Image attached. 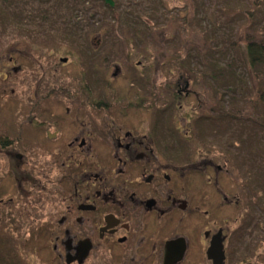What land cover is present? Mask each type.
Listing matches in <instances>:
<instances>
[{
    "label": "flooded vegetation",
    "instance_id": "flooded-vegetation-1",
    "mask_svg": "<svg viewBox=\"0 0 264 264\" xmlns=\"http://www.w3.org/2000/svg\"><path fill=\"white\" fill-rule=\"evenodd\" d=\"M34 1L36 19L47 23L61 16L62 9L43 10L42 1ZM54 37L53 42L63 43V35ZM26 38L28 50L18 52L19 41L14 56L30 57L33 40ZM77 53L79 68L90 72L82 77L76 71L77 78L86 82L73 91L63 83L49 82L48 68L40 67L29 81L33 96H16L17 90L11 96L0 93V101L8 105L0 113V162L8 167L5 186L19 189L17 195L0 196L3 231L18 229L12 225L17 199V205L31 213L28 221L37 233L48 234L49 208L57 210L58 218L51 219L52 251L66 264H99L106 253L111 256L101 261L115 264H211L207 251L212 242L221 246L224 264L236 263L238 197L229 200L222 194V211L214 207L209 211L218 195L205 191L206 176L201 183L196 172L191 174L195 166L183 152L185 146L177 144V129L161 124L158 109L144 103V82H137L121 66L106 70L105 56L96 49ZM96 69L110 78L101 88L95 84ZM120 78L131 90L124 96L113 86ZM92 84L95 94L107 91L111 96L91 97ZM189 86L182 80L175 85L174 111L180 113L188 99L199 102ZM190 112L186 117L178 113L174 123H188L201 115V104ZM183 134L186 139L188 131Z\"/></svg>",
    "mask_w": 264,
    "mask_h": 264
},
{
    "label": "rangeland",
    "instance_id": "rangeland-1",
    "mask_svg": "<svg viewBox=\"0 0 264 264\" xmlns=\"http://www.w3.org/2000/svg\"><path fill=\"white\" fill-rule=\"evenodd\" d=\"M41 1L43 10L53 3L49 0ZM65 1L72 8L62 10L63 15L59 21L50 22L49 19L44 23L41 19H33L32 23L33 15L29 13V8L24 7L27 13L18 8L21 14L11 17L8 11L9 0H0V93L11 96L10 92L17 90L16 96H33L29 81L33 80L34 72L41 70L40 67L44 70L48 68L49 82L63 83L73 91L79 84L86 82L77 78L76 71L81 72L82 77L88 71L83 66L79 68L81 59L77 51L85 53L96 49L101 52L105 56L102 65L106 70L107 67L113 70V66H121L130 77H137V82H144V103L158 109L161 124L177 129V144L185 146L183 152L187 158L192 159L195 166V171L191 174L196 172L201 183L205 176L209 179L205 191L208 190L210 195H218L215 200L220 209L223 204L222 194L229 200L238 197L240 221L237 232L240 244L239 260L234 264H264V108L261 102L257 108L256 100L258 96L261 100L264 98V68H255L260 76L253 74L251 77L247 73L249 69H245L242 82L233 81L236 85L234 92H231V86L226 88L230 83L224 85L220 82L214 85L208 80L211 71L213 74H218V70L226 73L225 62L221 58L223 54H231L237 60L240 59L244 37H257L259 33H263L259 20H262L261 14L264 16V5H258L255 0H156L166 9L161 15L163 19L158 17V13L155 21L145 15V26H154L156 31L136 43L135 40L132 42L133 35L118 32L116 23L110 20L113 15L106 16L107 26L102 27L100 15L94 10L100 5L97 7L90 0ZM74 2L83 7H73ZM28 7L31 5L28 4ZM61 7L59 8L63 9ZM248 13H253L252 17ZM13 34L15 43L12 42ZM56 35L64 36L63 43L52 41ZM27 36H31L33 40L28 46L31 47L28 52L30 57L14 56L16 53L13 48L19 41L18 52L28 50L25 47ZM77 38L83 40L77 42ZM231 45L234 47H230ZM60 60L66 62L61 63ZM240 75L239 73L236 80H240ZM86 79L87 82L91 81L90 78ZM106 80H110L107 73L97 71V87L101 88ZM181 80L190 82V91L198 96L199 102L188 99L182 103L183 109L179 113L171 108V103L176 97L175 85ZM116 81L113 86L120 96L131 91L122 78ZM89 87V94L93 98L106 99L111 96L107 91L101 95L95 94L93 84ZM197 103L202 106L201 115L189 119L188 123H174L178 113L189 116L190 108ZM6 107L8 105L0 101V113ZM235 110L243 113V116L236 117H252L250 134L245 136L243 132L241 134L227 130L232 121L230 112ZM223 116L228 125L223 122ZM216 117H220V122L224 123L221 129L208 123ZM184 131H188L186 139L182 138ZM232 139L235 144H232ZM239 152L241 158H238ZM0 164V196L17 195L18 186H5L9 177L8 167L4 161ZM246 164L248 166L244 167ZM219 168L224 173L219 174ZM253 191L255 195L252 196ZM17 204L19 202L15 199L12 205L15 220L12 225L18 228L17 231H3L4 223L0 227V264H66L64 257L59 260L52 251L54 229L51 219L53 216L54 220L58 218L55 217L58 215L57 210L49 208V231L48 234H42L37 233L35 225L29 223L31 213L25 208L22 210ZM213 206L210 202L208 210H213ZM24 213L27 215L24 216ZM106 256L111 255L102 254L99 264H115L101 261Z\"/></svg>",
    "mask_w": 264,
    "mask_h": 264
},
{
    "label": "trees",
    "instance_id": "trees-1",
    "mask_svg": "<svg viewBox=\"0 0 264 264\" xmlns=\"http://www.w3.org/2000/svg\"><path fill=\"white\" fill-rule=\"evenodd\" d=\"M90 1L97 7L100 5L98 8H94V10L97 12L98 15H100V23L103 25L102 26L103 28L107 26L105 22L106 16L113 15V17H110L111 18L110 20H113V22L116 23L118 32L119 33L126 32L130 35H133L131 36L133 38L132 42L133 40H135L136 43L141 42L142 41L141 38H143L144 40V37L150 36L152 35L153 31L154 32L156 31L154 26H152L151 28H149L148 26H145L144 16L145 15L149 16L150 20H153V21H155L154 18H157L158 15L160 19H163L162 18L163 16L161 15L162 13H164V9H165L164 7L162 8L159 5L158 1L156 0H149L150 2L148 0H115L114 9H109L107 7H104L101 3H98L97 0H90ZM254 2H256L258 5H264V0H255ZM81 7H83V5ZM100 10H103V11H100ZM20 11L18 13L19 15L21 14ZM23 11L27 13V11L24 8H23ZM88 11L90 10L88 9ZM50 12H51L50 17H52L53 12L52 11ZM25 13L23 15H25ZM29 13L33 15L32 19L37 18V16L35 15L34 9L29 10ZM252 14L253 13H248L247 15L249 17H252ZM261 16H262V20L261 19L259 20V25L262 27L261 30L263 31V33H259V36L257 37L253 35H251L250 37L248 36L244 37V43H243L244 45L242 48V54L239 57L240 59L237 60L236 57L232 56L231 54H223L221 58L224 59L226 73L224 70L222 71L223 73H220L221 71L218 70V74L217 72L213 74V72L211 71V74L209 73L208 75V80L214 83V85L220 82L223 83L224 85H227L230 83L229 87L227 86L226 88L228 89L231 86L230 90H232L231 92H234L236 85H234L233 81L242 82L243 80L242 76H244V74L246 73V71H244L245 69H249L247 73L249 74L250 77L253 74L254 76H256V74L260 76L259 73L255 72L257 71L255 68L257 67H260L261 69L264 68V16L262 14ZM53 20L55 19L50 18V22ZM102 22H104L105 25ZM232 46L234 47V45H231L230 47ZM236 70H238L237 73H236ZM239 73L241 74L240 80H236V77L239 78L238 77ZM257 101H258L257 108H259L258 105L260 104V102L262 103L263 105L262 107L264 108V98L262 97V100H261V97H257ZM240 111L235 110L234 112H230L232 115L231 116L232 121L227 127V130L228 131L230 130L232 132L233 131L240 132L241 134L243 132V134H245L246 136L247 133L250 134L252 132V129L250 127L251 118L246 117L245 119H242L240 117H236V116H243V113ZM220 120H221L220 117L213 118V120L210 121V125L216 128L218 126V128L220 129L221 127H223L222 125H224V123L228 125V122L226 121V119L224 120L223 118L224 123L220 122ZM232 142H233L232 144H235L234 139H232ZM239 154L240 155L238 156V158H241L240 157L241 153L239 152ZM249 159L251 160V158ZM246 166H248V164H246L244 167ZM262 192H264V187L262 189ZM258 203L260 204V202Z\"/></svg>",
    "mask_w": 264,
    "mask_h": 264
},
{
    "label": "bare ground",
    "instance_id": "bare-ground-1",
    "mask_svg": "<svg viewBox=\"0 0 264 264\" xmlns=\"http://www.w3.org/2000/svg\"><path fill=\"white\" fill-rule=\"evenodd\" d=\"M32 1L31 0H18V1L17 0H9V2H8V9L9 10L8 11H9L11 17H13L15 14L19 13L18 12V8L20 10H23V8L26 7V8H29V10H31L34 7ZM49 1L53 2L52 5H51V8H49V10H56V9H58L61 6H62L61 8H63V9H71L72 8L70 6L71 4L68 3L65 0H49ZM17 2H18V4H17ZM28 4H30L31 7H28ZM74 5H76L77 8H80L81 9L80 3H75L74 2L73 7H74ZM88 15H90V13H88ZM95 71H97V69ZM88 72H90L89 69H88ZM258 97H260V96H258ZM253 195H255V192L254 191L252 192V196ZM217 204L216 203H213V205H214L213 207L216 208V209H218V211H222L219 207H217ZM216 244H218V243L216 242ZM212 254H215V251H212ZM218 254H219V257H220V248L218 250ZM179 260L180 259H178L177 262ZM210 262H211V264H213V261L212 260H210ZM222 264H224V260L222 261Z\"/></svg>",
    "mask_w": 264,
    "mask_h": 264
},
{
    "label": "water",
    "instance_id": "water-1",
    "mask_svg": "<svg viewBox=\"0 0 264 264\" xmlns=\"http://www.w3.org/2000/svg\"><path fill=\"white\" fill-rule=\"evenodd\" d=\"M105 4L109 5L110 7H113V2L111 0H102ZM219 244H213V242L211 243L210 248L207 251V256L208 259L213 261V264H222V261L224 259L223 253L221 251V246ZM220 248V257L218 254V250ZM169 247L166 248V254H168L169 252ZM212 251H215V254H212Z\"/></svg>",
    "mask_w": 264,
    "mask_h": 264
}]
</instances>
